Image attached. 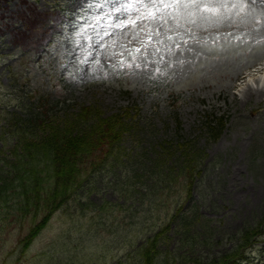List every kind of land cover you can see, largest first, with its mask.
<instances>
[{
	"label": "rangeland",
	"instance_id": "374dc122",
	"mask_svg": "<svg viewBox=\"0 0 264 264\" xmlns=\"http://www.w3.org/2000/svg\"><path fill=\"white\" fill-rule=\"evenodd\" d=\"M262 65L264 0H0L3 171L16 142L10 118L138 106L118 164L91 177L28 250L16 248L27 228L0 221V264H137L138 246L164 223L166 264L212 263L250 227L259 236L243 264H264V94L242 97ZM212 114L227 122L208 142L201 123ZM176 118L180 141L202 153L199 175L189 197L162 200L149 166L178 173ZM169 140L175 154L156 156Z\"/></svg>",
	"mask_w": 264,
	"mask_h": 264
},
{
	"label": "trees",
	"instance_id": "16d2710c",
	"mask_svg": "<svg viewBox=\"0 0 264 264\" xmlns=\"http://www.w3.org/2000/svg\"><path fill=\"white\" fill-rule=\"evenodd\" d=\"M133 108L138 109L137 105ZM129 110L124 108L105 114L98 106L89 105L77 111L68 110L61 119L57 117L60 120L51 121L45 119L50 111L46 107L25 118L5 121L6 131L12 130L16 142L10 160L3 163L6 171L0 167V221L9 218L5 226L13 224L27 228L16 244L20 253L31 247L55 212L77 199L91 177L107 164L110 167L118 164L119 158L123 157L121 144L133 126L127 120ZM225 123L223 115L206 117L201 123L203 136L208 142L216 141ZM176 126L174 150L179 151L178 173L171 176L173 172L159 162L149 166L151 172H155L152 180L157 182L154 187L159 194L157 198L162 200H167L175 190L189 197L194 179L199 175L197 161L202 153L189 151L195 142L191 139L180 141L179 122ZM38 133L40 135L36 136ZM171 142L158 143L161 151L156 156L167 158L175 154L170 149ZM126 161L131 164V160ZM175 163L172 161L171 164L175 166ZM152 186L142 182L140 187H149L151 194L155 192ZM168 228L169 223H164L140 243L137 264H166L168 256L162 257L159 247ZM258 236L253 227L241 230L233 249L206 264H243L248 248Z\"/></svg>",
	"mask_w": 264,
	"mask_h": 264
},
{
	"label": "bare ground",
	"instance_id": "6f19581e",
	"mask_svg": "<svg viewBox=\"0 0 264 264\" xmlns=\"http://www.w3.org/2000/svg\"><path fill=\"white\" fill-rule=\"evenodd\" d=\"M262 69H264V66L262 67ZM236 76H238V74ZM254 83L259 87L253 88ZM246 88L247 89H244L242 93V97H250L252 96L253 92H255L256 94L259 93V95L264 94V77H260L255 74L247 81Z\"/></svg>",
	"mask_w": 264,
	"mask_h": 264
},
{
	"label": "snow or ice",
	"instance_id": "6c2138e0",
	"mask_svg": "<svg viewBox=\"0 0 264 264\" xmlns=\"http://www.w3.org/2000/svg\"><path fill=\"white\" fill-rule=\"evenodd\" d=\"M154 2H155V0H150V3H154ZM117 19L119 20L120 23H123V20H120L119 17H117Z\"/></svg>",
	"mask_w": 264,
	"mask_h": 264
}]
</instances>
